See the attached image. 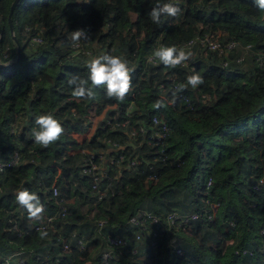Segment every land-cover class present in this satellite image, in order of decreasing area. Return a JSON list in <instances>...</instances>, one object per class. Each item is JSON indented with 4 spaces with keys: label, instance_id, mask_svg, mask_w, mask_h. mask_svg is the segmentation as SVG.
I'll return each instance as SVG.
<instances>
[{
    "label": "trees",
    "instance_id": "obj_1",
    "mask_svg": "<svg viewBox=\"0 0 264 264\" xmlns=\"http://www.w3.org/2000/svg\"><path fill=\"white\" fill-rule=\"evenodd\" d=\"M14 1L0 0V161L15 152L21 161L0 171V264L13 253H21L24 264H264V191L253 187L264 177V13L254 0H180V16L161 17L159 24L148 15L158 0H18L12 15L18 43L9 22ZM81 28L88 37L73 47L69 33ZM207 34L245 46L219 53L197 45L187 65L175 69L148 63L161 45L179 49ZM105 54L128 60L132 90L123 102L103 88L95 89V99L77 101L69 79L86 78V61ZM193 73L204 83L186 87L174 104L154 107ZM113 106L92 138L78 143L75 134L89 127L90 115ZM45 113L64 127L47 148L33 138L35 118ZM154 118L168 126L162 141L152 137L163 125ZM150 125L153 130H139ZM80 148L119 159L102 200L91 175L80 172ZM21 189L39 195L44 215H57L46 237L31 229L40 221L29 220L16 202ZM183 196L198 209H171ZM140 209L163 220L174 210L199 217L184 228L165 226L148 261L128 249L105 261L106 235H132L127 222ZM100 220L107 221L103 231ZM81 237L89 242L83 250L76 247ZM206 239L217 243L208 246ZM177 247L192 251L178 259Z\"/></svg>",
    "mask_w": 264,
    "mask_h": 264
},
{
    "label": "clouds",
    "instance_id": "obj_2",
    "mask_svg": "<svg viewBox=\"0 0 264 264\" xmlns=\"http://www.w3.org/2000/svg\"><path fill=\"white\" fill-rule=\"evenodd\" d=\"M88 2V0H83ZM256 7L264 13V0H254ZM181 14L180 0H168L166 3L158 2L152 6L148 13L153 23L159 24L161 17H179ZM87 32L84 29H76L69 33V40L73 47H79L82 39L87 38ZM193 58V52L188 46L177 48L175 45H161L157 47L148 57V63L159 62L165 67L175 69L186 66L187 62ZM88 75L86 78L74 76L68 83L72 88L71 95L77 100L95 99V89H106L108 98H115L123 102L127 94L132 90V72L134 69L129 67L126 58L119 55L105 54L102 56L91 57L86 61ZM204 83L203 77L199 73L189 74L185 83L177 85L172 92L171 99L167 96L160 97L154 104L156 109L167 107L168 104H174L178 98L177 94L186 87L196 89ZM35 125L37 129L33 131L34 142L42 147H49L61 139L64 134L62 123L52 114L45 113L36 116ZM16 202L20 207L26 210L29 220L40 221L44 215V205L39 195L27 189H21L15 193ZM41 237L48 235L47 231L40 232Z\"/></svg>",
    "mask_w": 264,
    "mask_h": 264
},
{
    "label": "built area",
    "instance_id": "obj_3",
    "mask_svg": "<svg viewBox=\"0 0 264 264\" xmlns=\"http://www.w3.org/2000/svg\"><path fill=\"white\" fill-rule=\"evenodd\" d=\"M214 37H218L220 41L215 40ZM220 34H207V35H198L186 43V46L193 50L195 46L202 47L205 52L209 50L218 51L219 53H227V52H235V50L244 47L238 41L234 40H226L222 41L220 38ZM39 37H35L33 42L40 41ZM82 39L80 41L81 47H83ZM80 46V44H79ZM80 50V48H78ZM250 51V50H249ZM239 59L238 61H241ZM91 120V118H90ZM155 123H162L161 129L153 131L152 137L157 138L159 141H162L166 137V133L168 130V126L163 119L154 118ZM125 125V122L121 123ZM92 125H89V127ZM139 130L142 132H146L147 130H153V125L148 127H141ZM138 134V130L133 128L131 130L130 136L134 137ZM78 151L85 154V160L83 166L81 167V173L86 175H91L92 177V189L98 195V199H104L110 188V179L111 175V165L119 164V159H116L115 156L107 154L102 151L100 154H96L94 150L89 148H80ZM122 159H124V155H122ZM21 161V157L18 152L13 153L8 160L0 161V171L4 172L7 168H11ZM211 184V179L209 182V186ZM208 186V187H209ZM253 187L257 191H264V177H261L257 180V182L253 185ZM54 193L58 194V190L55 187ZM71 202V200H66V205L61 206V214L65 216L68 212L67 203ZM210 215V214H209ZM199 217L198 212L181 214V212L174 210L170 212L165 220H163L157 214L151 212L148 209H140L135 215L131 216L127 222V225L134 229L132 235L124 236L120 233H113L106 235V240L108 243V248L105 249L102 253V258L105 261H108L115 257L117 250L124 251L128 249L132 255L141 254V245L138 243L143 241L150 242L152 245H156V239L164 233L166 228H184L191 220H196ZM57 218V215H44L43 219L40 220L39 224L31 227L32 230L41 231V230H50L54 228L53 222ZM212 219V218H211ZM106 220H100L98 223V229L103 231L106 226ZM143 244V243H142ZM76 247L80 250L87 248V241L84 237H81L76 240ZM65 248L70 249L68 243H65ZM246 252L247 250L244 249ZM175 253L178 259H181L184 256L185 252L181 247H177L175 249ZM17 262L18 264H24V259L21 257V253H13L7 257V259L2 264H11ZM180 264H185L182 261ZM189 264H197L192 261Z\"/></svg>",
    "mask_w": 264,
    "mask_h": 264
},
{
    "label": "rangeland",
    "instance_id": "obj_4",
    "mask_svg": "<svg viewBox=\"0 0 264 264\" xmlns=\"http://www.w3.org/2000/svg\"><path fill=\"white\" fill-rule=\"evenodd\" d=\"M212 38H214L215 40H217V41H220V39L218 38V37H214V36H212ZM113 108H115V106H113ZM104 112V111H103ZM103 112L101 113V114H97V115H94L93 113L90 115V117H92L91 118V122H92V125H93V123H95L97 120H98V122L100 123L101 122V120H103ZM91 125V126H92ZM87 127V129L88 128H92V127ZM124 126V125H123ZM87 129H85V130H87ZM82 143V142H81ZM85 143H87V141L85 142ZM209 182H210V179L208 180V184H209ZM72 201H74V199H71ZM198 206V205H197ZM171 209H177V210H179V211H182V212H190V211H193V210H195V209H198L197 207H196V204L194 203V201L192 200V198L191 197H189V198H187L186 196H183L178 202H177V206H173V207H171ZM207 216H208V219H211L212 218V215L210 214L209 215V213L207 214ZM93 225H94V222H90V223H88L87 224V228L82 232V234L85 236V238H86V236L88 237V235L90 234V232H91V234H92V227H93ZM119 231V230H118ZM123 233H127L126 231H123ZM133 233V232H132ZM132 233H130V234H132ZM87 240V239H86ZM87 243H89L88 241H87ZM143 243V245H141ZM205 243L208 245V246H215L216 245V241L215 240H209V239H206L205 240ZM138 245L140 246L141 245V257L142 258H144V260L145 261H148L149 259H150V256H151V254L153 253V247H151V243L150 242H147V241H143V242H141V243H138ZM185 249V248H184ZM191 249H189V248H186L185 249V255H186V257H187V254L189 255L190 253H191ZM185 255H184V257H185ZM185 264H187V263H185Z\"/></svg>",
    "mask_w": 264,
    "mask_h": 264
},
{
    "label": "crops",
    "instance_id": "obj_5",
    "mask_svg": "<svg viewBox=\"0 0 264 264\" xmlns=\"http://www.w3.org/2000/svg\"><path fill=\"white\" fill-rule=\"evenodd\" d=\"M108 109H113V107H109V108H106L103 112V120L106 119L107 117V113H108ZM101 120V122L103 121ZM100 122V123H101ZM100 123L98 122V120L93 123V125L91 126L92 128H88L87 130H85L83 133H77L75 134V137L78 141V143H85L86 141H89L92 136L94 135V133L96 132L97 128L99 127Z\"/></svg>",
    "mask_w": 264,
    "mask_h": 264
},
{
    "label": "water",
    "instance_id": "obj_6",
    "mask_svg": "<svg viewBox=\"0 0 264 264\" xmlns=\"http://www.w3.org/2000/svg\"><path fill=\"white\" fill-rule=\"evenodd\" d=\"M17 1H18V0H15L14 3L12 4V6H11V11H10V14H9V22H10L11 30H12V32H13V35H14L16 41H17V38H16V36H15V34H14L12 15H13V11H14V9H15V6H16V4H17ZM2 36H3V31H2V28H1V26H0V42H1ZM17 43H18V41H17ZM18 50H20L19 45H18ZM2 66H3V64H2ZM131 144H132V143H130L129 145H131ZM124 147H126V146H124ZM28 181L31 182L32 179H30V180H28ZM28 181H27V180L24 181V182L22 183L21 187H23V186L26 184V182H28Z\"/></svg>",
    "mask_w": 264,
    "mask_h": 264
}]
</instances>
